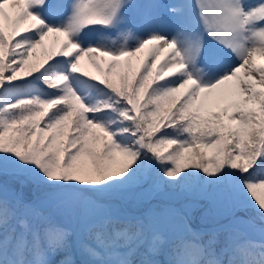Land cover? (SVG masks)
<instances>
[{
  "label": "snow or ice",
  "instance_id": "1",
  "mask_svg": "<svg viewBox=\"0 0 264 264\" xmlns=\"http://www.w3.org/2000/svg\"><path fill=\"white\" fill-rule=\"evenodd\" d=\"M0 264H264V0H0Z\"/></svg>",
  "mask_w": 264,
  "mask_h": 264
},
{
  "label": "rangeland",
  "instance_id": "2",
  "mask_svg": "<svg viewBox=\"0 0 264 264\" xmlns=\"http://www.w3.org/2000/svg\"><path fill=\"white\" fill-rule=\"evenodd\" d=\"M199 213L197 212V213H194V215H198ZM73 240H75V237H73Z\"/></svg>",
  "mask_w": 264,
  "mask_h": 264
},
{
  "label": "trees",
  "instance_id": "3",
  "mask_svg": "<svg viewBox=\"0 0 264 264\" xmlns=\"http://www.w3.org/2000/svg\"><path fill=\"white\" fill-rule=\"evenodd\" d=\"M138 191H142V190H138ZM177 206H179V205H177ZM162 258V257H161Z\"/></svg>",
  "mask_w": 264,
  "mask_h": 264
}]
</instances>
